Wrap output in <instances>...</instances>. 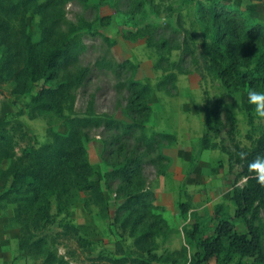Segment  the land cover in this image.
<instances>
[{"label": "rangeland", "instance_id": "1", "mask_svg": "<svg viewBox=\"0 0 264 264\" xmlns=\"http://www.w3.org/2000/svg\"><path fill=\"white\" fill-rule=\"evenodd\" d=\"M212 5L226 6L230 13L220 11L221 18L214 19L206 13ZM233 13L245 20L243 28L229 23ZM0 17L20 29L19 17L7 12H0ZM81 21L93 29L82 28ZM25 23L37 50L59 40L58 33L67 35L74 55L66 68L72 74L87 73L72 91L73 110L67 103L62 110L33 114L37 90L52 86L44 81L24 95L13 92L14 82L0 84V130L14 135L17 153L28 144L52 142L54 133L68 134L69 118L110 117L122 126H80L96 169L91 181L103 189L108 211L78 188L64 192L61 200L51 197L50 217L43 220L24 201L15 202L14 194L0 200L9 257L14 253L15 261L25 264H114L109 259L119 257L121 244L139 257L152 249L158 255L154 264H193L198 243L188 232L195 225L200 240L213 236L224 217L244 229L231 199L235 176L230 158L235 154L233 138L251 148L264 131V118L247 100L250 88L264 91V0H30ZM73 26L78 28L72 34ZM251 28L256 31L249 34ZM223 54L239 61L240 74L254 76L258 85L245 78V86L227 88L217 73ZM5 56L0 48V62ZM135 81L150 86L147 100L153 110L147 122L131 105ZM219 98L225 104L221 136L214 139L215 148L204 150L207 110ZM131 160L141 170L131 183L110 175ZM234 170L239 172L240 166ZM244 184L242 180L240 185ZM139 199L132 211L127 209L130 200ZM181 202L191 206L186 215ZM134 210L145 216L137 228L130 221V215L137 214ZM153 214L160 218L159 229L143 243L144 222L156 221ZM70 222L86 238L85 244L74 232L65 233ZM27 240L30 245L21 250L20 243ZM209 264L219 263L214 258Z\"/></svg>", "mask_w": 264, "mask_h": 264}, {"label": "trees", "instance_id": "2", "mask_svg": "<svg viewBox=\"0 0 264 264\" xmlns=\"http://www.w3.org/2000/svg\"><path fill=\"white\" fill-rule=\"evenodd\" d=\"M29 1L0 0V12H7L21 20V27L16 31L9 22L0 17V48H4L6 53L5 58L0 62V84L14 82L13 92L24 95L29 93L35 84L44 81L46 85L52 86H43L37 90L32 98V113L55 108L62 110L67 103L73 110L76 97L72 91L83 83L87 70L72 74L66 68V64L74 55L67 35L58 33L59 40H53L44 48L37 50L36 44L32 42L26 31L25 17ZM227 9L226 6L212 5L206 8V13L218 20L221 18L220 11L230 13ZM237 16L238 14L233 13L229 23L236 24L238 30L243 28L245 20H238ZM80 26L88 30L93 29L92 24L84 21H81ZM77 28L73 26L71 33H75ZM255 31L256 28H251L248 33ZM74 57L76 59V56ZM61 70H63L62 76L59 74ZM217 73L229 89L241 84L245 86V78L251 85L257 86L259 83V80L250 74L241 75L239 61L226 55L217 64ZM54 82H57V86H53ZM132 85L134 88V100L131 103L133 111L144 114L143 121L147 122L153 110L147 100L150 86L142 81L132 82ZM224 108V101L219 98L214 107L207 110V127L201 142L202 149L216 147L214 139L221 136ZM86 125L95 127L106 125L116 129L122 126L119 121L110 117L69 118L68 134L54 133L52 142L39 147L28 144L20 148V155L16 150L18 143L14 135L8 130L1 129L0 200H7L14 194L15 202L24 201L28 208L37 211L36 215H42L43 220L50 217L48 210L51 197L56 196L61 200L64 192L68 193L71 188H78L91 193L108 211V202L103 189L91 181V178L96 175V169L89 160L85 145L86 134L80 129V126ZM136 125L144 131L147 129L144 124L136 123ZM155 135L164 138L172 137L170 134L155 133ZM25 137L26 134L23 133L21 140ZM233 141L235 154L230 158V171L234 174L235 180L231 199L236 207L235 217L244 223V229L240 230L232 218L224 217L220 219L213 236L200 240L198 238L200 228L195 225L193 230L188 232L190 239L198 243L193 264H209L214 258H217L219 264H264V225L261 223V214L264 211V184L258 182L254 172L248 169L247 163L241 161L238 155L242 150L247 151L248 159L251 160L256 154L264 153V131L253 141L251 148L239 145L234 138ZM133 163L137 165L134 166ZM138 165L136 161L131 160L110 175L131 183L133 175L141 173ZM236 165L240 166L239 172L234 170ZM242 180H245L243 186L240 185ZM140 201V199L130 200L127 209L132 211L135 205L141 203ZM180 207L183 215H186L191 208L188 202H181ZM219 209L221 211L223 206ZM134 212L137 214L130 213V221L137 228L138 223L143 222L145 216H142L139 211L134 210L132 213ZM153 216L156 221L144 222L147 228L140 238L143 243H147L152 233H156L155 229H159L157 225L160 218L154 214ZM71 232L78 236L82 244L87 242L86 238L80 235L78 228L70 222L66 224L65 233L71 234ZM24 241L20 243L21 250L30 245L29 240ZM118 249L119 257L109 259L114 264H154L158 259V255L152 249H148L141 257L124 250L121 244L118 245Z\"/></svg>", "mask_w": 264, "mask_h": 264}, {"label": "clouds", "instance_id": "3", "mask_svg": "<svg viewBox=\"0 0 264 264\" xmlns=\"http://www.w3.org/2000/svg\"><path fill=\"white\" fill-rule=\"evenodd\" d=\"M248 103L254 105V111L260 118H264V91L250 88L247 92ZM239 158L247 163L250 171H253L258 182L264 184V153H258L249 160L247 151H240Z\"/></svg>", "mask_w": 264, "mask_h": 264}, {"label": "crops", "instance_id": "4", "mask_svg": "<svg viewBox=\"0 0 264 264\" xmlns=\"http://www.w3.org/2000/svg\"><path fill=\"white\" fill-rule=\"evenodd\" d=\"M1 222H0V264H5L8 261H15V255L14 253H12V255L9 257L8 252L6 251V249L4 248L6 246V244L8 243L7 241V234L6 232H4L1 227ZM14 264H25V262L22 261H15Z\"/></svg>", "mask_w": 264, "mask_h": 264}]
</instances>
